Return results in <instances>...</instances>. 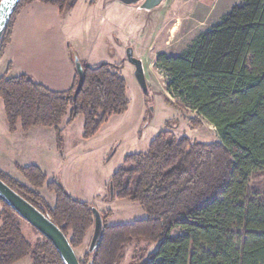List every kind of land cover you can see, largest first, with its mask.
<instances>
[{
  "label": "trees",
  "instance_id": "obj_1",
  "mask_svg": "<svg viewBox=\"0 0 264 264\" xmlns=\"http://www.w3.org/2000/svg\"><path fill=\"white\" fill-rule=\"evenodd\" d=\"M35 1L62 13L76 0H20L0 46L9 43L18 11ZM80 62L84 82L75 101L77 76L69 89L56 91L27 74L9 76L8 65L0 76V98L9 131L18 125L24 131L53 128L60 150L65 115L67 124L82 116V136L88 138L124 112L128 99L120 68ZM155 63L167 72L168 93L212 124L219 140L196 141L165 129L145 152L127 155L110 178L113 198L138 203L145 216L110 225V212H100V236L92 250L89 241L79 263L121 264L132 240L141 239L157 243L142 264H264V192L250 184L264 171V0H240L180 53L160 52ZM190 122L201 124L199 118ZM16 169L24 182L2 170L0 179L56 224L74 250L79 247L94 226V205L73 198L36 165ZM43 187L54 194L52 205L41 195ZM0 202V264L26 256L32 264H63L34 227L41 237L29 241L21 227L25 220Z\"/></svg>",
  "mask_w": 264,
  "mask_h": 264
},
{
  "label": "rangeland",
  "instance_id": "obj_2",
  "mask_svg": "<svg viewBox=\"0 0 264 264\" xmlns=\"http://www.w3.org/2000/svg\"><path fill=\"white\" fill-rule=\"evenodd\" d=\"M86 1L76 0V4L61 13L65 15L71 10L64 16L63 23L70 45L75 48L77 57L76 51L87 55L96 64L109 63L120 68L126 81L127 108L112 115L88 138L82 136V116L70 124L61 123L62 156L59 155L60 160L57 161L59 166L53 161V154L45 150H36L34 156L42 170L52 172L55 180L73 198L94 205L99 212H110L107 224L130 223L145 216L143 208L138 203L116 196L110 199L108 190L112 174L123 165L127 155L145 152L155 135L165 129L176 136L184 135L196 141L208 143L219 140L212 124L168 93L167 72L156 65V55L160 52L180 53L200 33L217 24L240 0H163L150 10L140 9L139 3L127 5L119 0L117 5L108 4L106 0ZM4 45L0 46L2 53ZM128 47L142 62L146 92L134 76V66L127 60ZM79 61L88 64L80 58ZM193 118H199L201 124L192 126L190 121ZM52 130L44 138L36 139L45 142L43 148L46 144L52 148L56 140ZM54 154L58 156L56 152ZM21 159L18 156L17 161ZM14 176L21 182L25 181L20 174ZM250 184L264 192V171L254 174ZM41 194L49 204L54 203L52 192L43 187ZM21 227L29 241L40 239L39 233L26 221H21ZM92 231L93 228L87 232L83 243L75 248L78 260L87 250ZM235 231L238 230L232 229ZM179 232L178 228L173 230V234ZM156 247L157 243L147 244L144 240L134 239L126 248L121 264H142ZM15 264H32V260L26 256Z\"/></svg>",
  "mask_w": 264,
  "mask_h": 264
},
{
  "label": "crops",
  "instance_id": "obj_3",
  "mask_svg": "<svg viewBox=\"0 0 264 264\" xmlns=\"http://www.w3.org/2000/svg\"><path fill=\"white\" fill-rule=\"evenodd\" d=\"M116 1L105 2L117 5ZM65 15H62L57 7L38 1L24 5L14 18L10 41L0 56V76L10 65L9 76L27 74L52 90L69 89L76 75L73 64L75 48L70 45L68 33L63 25ZM76 54L88 64H96L87 55L78 54L77 51ZM67 119L66 115L61 123L67 124ZM50 129V127L38 126L24 131L18 125L14 132H10L0 98V170L11 176L20 174L16 169L17 165H36L42 170V166L36 161L38 158L34 156L36 150H45L53 154V161L55 160L59 166L60 163L57 161L60 160L59 155L62 156V153L57 149L56 140L54 144L52 143V148L47 144L43 148L45 142L36 140L44 138L47 133H52L53 128ZM55 152L58 156L54 154ZM18 156L23 158L19 162ZM42 171L48 179H55L52 172ZM41 189H39L40 193Z\"/></svg>",
  "mask_w": 264,
  "mask_h": 264
},
{
  "label": "water",
  "instance_id": "obj_4",
  "mask_svg": "<svg viewBox=\"0 0 264 264\" xmlns=\"http://www.w3.org/2000/svg\"><path fill=\"white\" fill-rule=\"evenodd\" d=\"M127 5L139 3V8L150 10L158 6L163 0H119ZM20 0H0V41L2 33L12 17ZM127 60L134 66V76L144 92L147 91L146 79L142 62L133 55L132 48L126 49ZM74 65L77 73L76 88L72 99L75 101L84 82V71L79 58L74 55ZM109 197L114 196L112 182H109ZM0 200L10 206L23 220L33 226L39 233L46 237L58 252L63 264H80L75 250L70 245L68 239L49 218H47L38 208L19 195L11 187L0 179ZM94 226L90 239L89 250H92L101 233V215L97 208H93Z\"/></svg>",
  "mask_w": 264,
  "mask_h": 264
}]
</instances>
